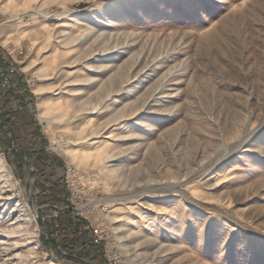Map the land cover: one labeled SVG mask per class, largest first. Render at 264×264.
I'll return each instance as SVG.
<instances>
[{"label": "rangeland", "instance_id": "obj_1", "mask_svg": "<svg viewBox=\"0 0 264 264\" xmlns=\"http://www.w3.org/2000/svg\"><path fill=\"white\" fill-rule=\"evenodd\" d=\"M8 74L0 264H264V0H0Z\"/></svg>", "mask_w": 264, "mask_h": 264}, {"label": "trees", "instance_id": "obj_2", "mask_svg": "<svg viewBox=\"0 0 264 264\" xmlns=\"http://www.w3.org/2000/svg\"><path fill=\"white\" fill-rule=\"evenodd\" d=\"M80 238L81 237L74 235L68 239L69 245L67 244V247H68V250L71 251V252L69 251L71 254H72V251H76L77 249H79L78 247H79ZM80 252H81L80 253L81 256L87 257V258H92V257L96 256V254L98 253L97 247H95L92 243L88 244L87 246L81 247Z\"/></svg>", "mask_w": 264, "mask_h": 264}, {"label": "built area", "instance_id": "obj_3", "mask_svg": "<svg viewBox=\"0 0 264 264\" xmlns=\"http://www.w3.org/2000/svg\"><path fill=\"white\" fill-rule=\"evenodd\" d=\"M3 63H5V62L3 61ZM8 71L12 72V70H10V69ZM9 74L6 77L3 76V78H2L3 79V82L0 83L2 87L0 89H3L4 90L7 86H8V88L10 87L9 83H10L11 77H9ZM93 241L95 243H97L98 242V239L97 238H94Z\"/></svg>", "mask_w": 264, "mask_h": 264}, {"label": "water", "instance_id": "obj_4", "mask_svg": "<svg viewBox=\"0 0 264 264\" xmlns=\"http://www.w3.org/2000/svg\"><path fill=\"white\" fill-rule=\"evenodd\" d=\"M5 125H7V124H5ZM7 127H9V126L7 125ZM30 178H31V174L28 175V178L26 179V183H25L27 195L29 194V181H30Z\"/></svg>", "mask_w": 264, "mask_h": 264}, {"label": "bare ground", "instance_id": "obj_5", "mask_svg": "<svg viewBox=\"0 0 264 264\" xmlns=\"http://www.w3.org/2000/svg\"><path fill=\"white\" fill-rule=\"evenodd\" d=\"M2 160H1V158H0V162H1ZM167 206V205H166ZM180 236H181V234H180ZM176 241H182V239H178V240H176Z\"/></svg>", "mask_w": 264, "mask_h": 264}]
</instances>
